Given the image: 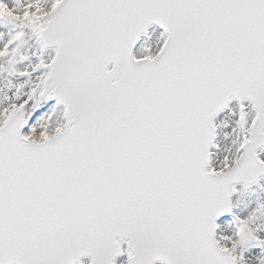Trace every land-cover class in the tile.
<instances>
[{
  "label": "snow or ice",
  "instance_id": "6c2138e0",
  "mask_svg": "<svg viewBox=\"0 0 264 264\" xmlns=\"http://www.w3.org/2000/svg\"><path fill=\"white\" fill-rule=\"evenodd\" d=\"M0 264H264V0H0Z\"/></svg>",
  "mask_w": 264,
  "mask_h": 264
}]
</instances>
